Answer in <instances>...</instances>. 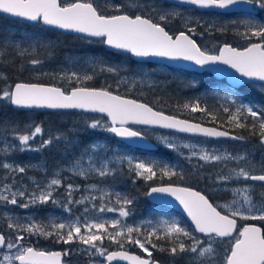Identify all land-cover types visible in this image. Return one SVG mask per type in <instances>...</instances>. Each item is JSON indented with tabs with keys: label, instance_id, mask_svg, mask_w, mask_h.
Listing matches in <instances>:
<instances>
[{
	"label": "snow or ice",
	"instance_id": "snow-or-ice-1",
	"mask_svg": "<svg viewBox=\"0 0 264 264\" xmlns=\"http://www.w3.org/2000/svg\"><path fill=\"white\" fill-rule=\"evenodd\" d=\"M195 5L200 8L227 9L229 6L247 4L260 10H264V0H179L178 4L165 6L166 0H152L151 3H108L103 11H113L119 14H101V9L94 5L92 0L81 2L75 0L61 4L59 0H0V14H8L14 18H21L31 22H42L43 25L54 26L58 29L72 30L86 34L84 38L102 37L101 42L115 49H123L137 57L159 56L173 59L182 58L192 61L196 65L204 66L222 62L235 69L243 77L257 78L264 81V24H255L252 20L242 21L245 25L243 33H237L242 37L261 38V43H252L243 50H237L228 44L219 48V54H210L202 50L196 41L185 31L172 35L165 30L162 23L180 18L187 26L193 18L185 17L178 11L182 4ZM137 11L136 15H130L128 11ZM252 9H249L251 11ZM142 13H151L157 22ZM199 23V21H196ZM209 24L206 31L211 30ZM224 31V28L217 29ZM189 33L196 32V28L188 27ZM26 45V46H24ZM54 47L51 41H43L38 37L24 36L20 40L11 36L0 38V62L5 65L11 63L15 66V57L21 59L18 70L36 71V66L42 65L43 60L33 58L23 60L25 55L36 53L38 48L50 49ZM9 51L15 53V57L9 61L4 59ZM49 57L52 55L48 53ZM72 65L74 61H67ZM93 71L88 72L69 71L62 68L52 77L67 80L69 84L75 82L78 86L65 90L55 86L43 84L15 83L14 86L5 84L0 88V104L4 106L21 107H47L51 109H85L107 113L110 123L93 120L87 123L90 129H100L115 134L122 138L140 137L139 131L125 127L128 121L144 125H159L163 128L174 129L177 132L202 134L207 137H230L243 141V136H232L227 130L221 131L217 127H205L201 123L179 119L177 116L165 115L155 111L147 104L136 100L126 99L114 95L107 88L90 89L79 86L82 81L92 80L99 72L118 74L117 66H110L100 58H90L86 61ZM7 76L0 72V80H7ZM127 78H120L117 87L121 83H127ZM133 83L136 79H133ZM110 87V86H109ZM214 95L219 96V92ZM224 103L210 109L206 104L201 105L199 100L185 102L178 107L189 110L192 113H203L214 123L223 127L227 124L234 128H247L251 135L258 136L260 147L264 148V104L244 102L239 99L233 90H227L220 97ZM225 114L221 121L219 113ZM250 120V122H249ZM5 128L0 131H9V121H5ZM18 125L11 124V135L19 143L15 144L6 138L3 147L0 148V222L7 221V234L0 231V264H61V256L69 255L66 250L60 252H46L37 250L24 241L32 236L55 238L57 243L71 244L79 241L82 247L81 253H87L90 260L103 258L105 264H112L116 259L130 261L131 264H156L151 260V252L147 245L153 249L159 248L167 251L171 256L186 255L190 257L188 264H211L217 256L216 243L223 238H233L237 228L236 217L244 220L264 221V192L260 194L261 202L254 201L253 186L245 183L243 187L230 189L234 199L223 207L228 210L227 215L222 214L201 193L190 188L172 185H159L149 189L146 195L165 193L175 197L183 206L184 211L191 218L194 230L181 226L175 218L159 217L156 220L145 218L134 224H127L125 218L135 214V197L127 193L115 191L111 186L104 185L106 178L115 176L126 166L129 176L135 183L138 179L153 181L157 177L184 178L183 171H177V165L163 164L157 161L151 163L139 160L132 156L119 155L105 143L92 142L83 147L79 155L73 153V149L79 147L77 140L70 139L65 133L57 132L43 138L44 130L41 125H25L23 132L18 131ZM40 137V143H35ZM161 142L179 155L184 156L181 147L188 149L185 157L189 163L193 158L202 161L203 164L193 165L194 170L199 171L208 164H220L216 171L214 184L227 185L234 179L241 178L246 182H260L264 184V165L259 174H254L256 165L249 159V154H236L219 152L218 149L208 150L200 145L175 143L168 137H160ZM63 145V148L60 147ZM56 149L62 157L72 155L67 164H57L52 174L48 175L46 162L37 164H20L10 161L7 157L13 152H36ZM112 152V155H109ZM232 161L244 163V167L229 168ZM35 169L41 173V179L28 176L29 170ZM64 173L69 175L64 176ZM73 177L83 178L85 181L97 179V183L77 184L71 182ZM25 181H28L26 183ZM63 188V192L59 189ZM224 190H229L225 187ZM79 193V198L76 197ZM96 201H99L97 206ZM52 204L69 214L68 217H47L37 219L35 214L29 216H17L8 210V206L20 209H31ZM77 206L82 207L81 215H73ZM118 213L112 219L97 218L104 213ZM83 220V223H81ZM59 221V222H58ZM203 234V238L196 234ZM107 239L112 244L124 249L125 244H133L148 253V259L130 255L127 251H108L104 246ZM159 241H165V248ZM223 264H264V229L255 224H245L230 244V250L225 252Z\"/></svg>",
	"mask_w": 264,
	"mask_h": 264
},
{
	"label": "rangeland",
	"instance_id": "rangeland-1",
	"mask_svg": "<svg viewBox=\"0 0 264 264\" xmlns=\"http://www.w3.org/2000/svg\"><path fill=\"white\" fill-rule=\"evenodd\" d=\"M97 3H100L102 5V9H104V6L108 3H118V1L122 0H94ZM126 1V0H123ZM165 6H169L166 5ZM178 11H181L184 13L185 17H191L189 23L187 26L184 25V22L182 19L177 18L174 20H171L168 22L169 26L177 31H187L188 27H195L196 32L192 33L195 36L197 44L201 47L203 50H207L208 52H216L219 46L222 43H230L233 46L243 48L253 42H260L261 38L254 37V38H249V37H242L241 35H238L237 33H243L245 31V25L242 23V21H247V20H252L255 24H264V10H260L257 15H252L248 13H240L237 16H226L222 13L218 12H213V11H196L195 9L192 8H178ZM110 11V10H109ZM108 12V11H106ZM109 14L111 12H108ZM196 21H199L197 23ZM227 22L228 27L230 24H235L233 25V30H234V35L232 32L228 29L227 30ZM211 24L213 25V28L211 30L206 31L207 26ZM224 28V31H218L217 29ZM51 29H45L44 27L40 25H26L23 24L22 22L18 20H11L8 18H5L0 15V38L2 37H9L11 36L13 39L20 40L24 36H33V37H38L43 41H51L54 46L58 44V40L54 38L50 32ZM55 31V30H53ZM57 33L61 34L60 32L56 31ZM226 32V34H225ZM59 36V35H58ZM61 41V40H60ZM91 45L97 44L96 42H100V40H90ZM102 44V43H101ZM26 46V45H24ZM48 49L44 48H38L36 53H32L30 55H25L24 57L28 58H38L40 55ZM8 54H13L15 53L9 51ZM100 58L101 60L105 61L108 65L110 66H117L121 71H119L118 74L115 73H107V72H99L97 70V74L94 76L97 77L99 76L101 80L107 82V86L111 87L114 91H119L121 89L123 90H130L135 86H152V85H159L161 86L160 89L162 91H167L173 98H178L179 101L181 102H192L199 100L200 103H216V104H222L224 103V100L221 99L224 94L220 93L219 96L214 95V91H205V90H198L194 91L191 89L192 86H195V81H193L191 78H189L185 73L179 72V71H173V70H168L163 66L153 64V67L148 66L145 63H140V64H131V61L125 54H118V57L115 56L114 58H104L102 54H95L94 51L89 50L85 52L81 51H76V52H68L66 49L63 51L61 56H59L58 60L55 62L46 61V64H42L41 67L37 68V71L34 73L36 75L35 78H47L54 80L55 82H61L62 86L65 88L68 87H73V84H76L75 82H72L69 84L67 80H61L58 77L53 78L52 75H45L47 74H55L59 72L62 68H66L69 71H76V72H88L89 74L92 73L93 69L89 64H86V61L89 60L90 58ZM69 59H72L74 63L72 65H69L67 61ZM2 72V70H0ZM127 78L128 82L127 83H121L119 87H117V81L120 80V78ZM93 78V79H94ZM92 79V80H93ZM133 79H136V82L133 83ZM88 80V81H92ZM171 80V81H169ZM1 81V80H0ZM5 81V80H4ZM87 82V81H82ZM7 84V81L5 82H0V88H3V86ZM178 87V88H177ZM252 87L258 91L264 94V84H253ZM177 99V100H178ZM259 102H251L254 104H263L264 102V96H260ZM0 113L2 114V124L3 129L5 128L4 122L7 120L5 117L10 118L11 124L18 125V131L23 132L25 130V125H36V122L39 121V118L41 121H45L44 125L45 127H42L43 130H47V132L50 135H55L57 132L60 133H65L69 136L70 139L77 140L75 132H79L85 129L83 126L86 122H89V118L87 114L79 113L76 114L75 116H71L70 119L74 121V123H70L68 125H64L61 123L60 119H57L56 115H51L47 116L46 114H42L40 117H38V112L32 110V111H22L18 112L17 110H13L12 107L10 109L8 106H4L0 104ZM61 119L64 118V115L60 117ZM11 124L8 125V128L11 129ZM143 132L148 135L153 137L159 144L164 146L166 149H168L160 140V137H168L169 139L173 140L175 143L179 145L183 144H195V145H200L201 147L212 150L208 147V145L204 142L188 139V138H182V137H176V136H168L164 135L162 132H158L157 130L153 129H144ZM3 133V134H1ZM0 148L3 147V141L5 138L8 141H11L12 143L18 144L19 142L13 138L10 133H5L4 131L0 132ZM49 135L44 131L43 138H47ZM41 138H37L36 140L40 141ZM104 139V138H103ZM100 139L97 140L101 143H104V140ZM78 141V140H77ZM96 142V141H89L88 143L85 144H79V147L76 148V151H73L75 155H79L80 150L85 147L87 144ZM79 143V141H78ZM234 147H242L246 148L249 150V152L245 151L244 149H241L237 154H244L248 153L249 154V159L251 160V154L252 152L250 151V147L248 144H236ZM213 149H218V148H213ZM170 150L177 158V166H185V167H193L195 164H203L202 161H198L197 158H193L192 163L190 164L189 161L185 158L188 155L189 150L184 149L181 147V151L184 153V156L179 155L177 152ZM219 152H228L225 148L218 149ZM224 150V151H223ZM28 155L25 154V152H13L8 155V159L10 161H15L16 163L20 164H37L39 162H44L42 158H38V160H35L32 158L33 152L28 151ZM126 152V151H123ZM122 152V153H123ZM121 153V154H122ZM256 154V153H255ZM3 153H0V156H2ZM109 155H112L110 153ZM127 156H132L135 157L139 160H144L146 162H153L157 161L161 165H163L165 162H162V160L158 157H155L153 155L151 156H141V155H135V154H123ZM236 155V154H235ZM178 157H182L178 159ZM73 157L72 155H69L68 157H62V159L59 160L57 164H67L68 160H71ZM46 159H50L49 156L47 155ZM254 158L251 160L253 162ZM182 161L183 164L181 163ZM47 167H48V175L50 176L57 166V164H54L53 162H47ZM236 165H240V167H244L243 163H238L235 162ZM167 164V163H166ZM175 165V163L173 164ZM193 171L196 172L193 168ZM3 175V172L0 171V176ZM28 176H34L37 180L41 179V173L38 172L35 169L29 170L27 173ZM64 176L69 175L68 173H64ZM79 177H73L71 182L75 183L78 182ZM141 181L143 179H140ZM80 181L87 182V183H97V179H90L88 181H85L83 178H80ZM28 183V181H25ZM144 182V180H143ZM104 185L111 186L115 191H120L125 193L123 190H121L119 187L120 185L118 183L112 182L110 179H105L103 181ZM251 185V184H248ZM62 189V188H61ZM60 190V189H59ZM77 194V198H79V193ZM97 206L99 205V201H96ZM51 207L50 210H46V208H39V207H33L31 209H20L17 207H14L11 205L8 206V210L11 211L14 215L17 216H29L35 214L37 219H44L47 217H60V218H65L68 217L69 214H62V211H60L59 207L52 206L51 204L49 205ZM3 212V208H0V213ZM82 213V207L77 206L75 208V211L73 215H81ZM118 213H104L102 216L100 214H97V218H102V219H112L115 216H117ZM153 220H156L158 218H151ZM142 219L136 218V217H128L125 218V222L127 224H134L137 221H140ZM59 222V221H58ZM81 223H83V220H81ZM0 231H4L7 234V221L0 222ZM41 236H32L24 241L25 245H29L31 241L35 243L37 247H41L43 244L41 242ZM105 239L104 241H106ZM34 245V246H35Z\"/></svg>",
	"mask_w": 264,
	"mask_h": 264
},
{
	"label": "flooded vegetation",
	"instance_id": "flooded-vegetation-1",
	"mask_svg": "<svg viewBox=\"0 0 264 264\" xmlns=\"http://www.w3.org/2000/svg\"><path fill=\"white\" fill-rule=\"evenodd\" d=\"M59 2L61 4H66V3H70V2H75V0H59ZM81 2H88V0H81ZM92 2L94 3V5L98 6L102 10L101 14H107V15L119 14V13H116L113 11H108V12H111L109 14L108 12L103 11V9H102L103 7L100 3H97L94 0H92ZM127 2H129V0L118 1V3H127ZM131 2L132 3H151L152 0H131ZM171 4H175V3H171L169 1H166V5H171ZM178 8H192V9H195L196 11H198L194 6H189V7L180 6ZM125 11H128L129 14L133 15V16L137 14V11H129L128 9H125ZM213 12H215V11H213ZM240 13H246V12H239V13L230 12V13H225V14H226V16H233V15L237 16ZM142 14L148 16V18L153 19V22H157L154 14H151V13H142ZM22 23H25V22H22ZM37 24L42 26L40 23H37ZM162 26L165 27V30L168 31L172 36H174L175 34L180 32V31L175 32V30L169 26L168 22L162 23ZM234 26H235V24H234ZM42 27H44V26H42ZM44 28L48 29L47 27H44ZM181 31H184V30H181ZM185 32L187 34H189L196 41L195 36L192 33H189L188 31H185ZM111 52L117 53L114 51H111ZM117 54H119V53H117ZM133 64H135V63H133ZM215 80H217V81H215ZM215 80H211L209 86L205 89V91H214V92H220V93L224 94V92L227 90H233V91H235V93H237L238 88L240 86L249 85V87H252V85L254 84V83H250V84L243 83L244 85L242 84V85H239L238 88L233 87V89H231L230 87H232V86H230L228 84L223 85V82H225V80L223 81L222 78H215ZM252 89H253V87H252ZM253 90H251L252 94L256 93L255 92L256 90L255 89H253ZM254 102H259V99H257V101H254ZM262 103L264 104V102H262ZM205 104L210 109H214V108L218 107V105H219V104L212 103V102L204 103L203 105H205ZM219 115H220V119H223L225 114H223L222 110H221ZM202 116L205 117L203 119H205V121H206V122H202L203 124L208 125V126H214V127L220 128V129H224V128L218 126L217 123L210 122L211 121L210 118L207 117L205 114L202 113ZM107 123H109V122L107 121ZM125 127L131 128L134 131H139V132L143 133L145 136H147L148 138H150L151 140H153L154 142L158 143L155 139H153V137L148 136L143 132L144 129H150V128H145V127H140V126H135V125H127ZM224 130H227V129H224ZM157 131L162 132V133H164V135H168V136H176V137L179 136L182 138H188V139L204 142L208 145V147L210 149L225 148L228 152L232 153L233 155L237 154L241 149H244L245 151L249 152V150L246 148L234 147L236 144H239V145H242V144L247 145L248 144L249 146H251L250 151L252 152V154H251L252 159L254 158L253 163L257 166L254 174H259L260 170H261V166L264 165V148L260 147L259 137L251 135L247 128H243V129L240 128L238 130V132H240V131L245 132L246 134H244V135H238V134L231 131V133H233L236 136L245 137V139L243 141H241V140L209 139V138H203V137H193V136H189V135L172 133V132H167V131H160V130H157ZM227 131H229V130H227ZM99 138H104V140L107 139V141H106L107 143H112L113 138H116V137L114 136L113 133L107 132L106 134L101 135ZM159 148L163 149V150L149 151V150L141 149V148H137V149L131 148L130 152H123L122 154H120V152L118 150H115V152L119 155L128 154V153L135 154V155H141V156L153 155L155 157L160 158L162 160V162H165L167 164H171V165H173L174 163H175V165L177 164V159H176L177 157L170 150L166 149L161 144H159ZM180 158H182V157H178V159H180ZM183 162L184 161H182L181 163L183 164ZM235 162L236 161L230 162L228 164V167L229 168L240 167V165L237 166ZM243 166H245L244 163H243ZM221 167H222V165L213 163V164L205 165L203 168H200L199 171L195 170L196 172H194L193 167H190V166L189 167L188 166L187 167H185V166H179L178 167L177 166V171L182 170L184 173L183 179H181L180 176H175V177H171V178H169V177H163V178L157 177L156 179H154V181H155V182H153L154 184H151V185L142 184L141 185V187L143 188V192L141 193L142 198L138 199V200H137V197L135 198V204H134L135 214L133 215V217H136L139 219L159 218L161 216H163L164 218H175L181 224V226H184V227L188 228L189 230H194V227L190 224L189 218L182 211H180L178 209H174L173 207H170V206L165 205V204L151 202L147 199L146 193H147L148 189L152 186H155V185L170 184V185H178V186H182L185 188H190L193 191L199 192V193H201V195H204L214 207H217L218 211H220L222 214H225V215H227L229 213H228V210L226 208H224L223 206L234 199V195L230 189L243 187L245 185V183L251 184L253 186L254 190L251 194L253 196L254 201L257 203L261 202L260 194L262 192H264V184H261L260 182H253L251 180H248L245 182L243 180V178H241L239 181L234 179L233 181L229 182L227 185L214 184L212 182V180L215 179L217 169L221 168ZM209 176L212 177V180H210L208 178ZM75 183L83 185L84 183H87V182L82 183L80 181V178H79L78 182H75ZM225 187H227L229 190H227V191L224 190ZM59 192L62 193L63 188L60 189ZM75 195L77 197V194H75ZM48 205H50V204H48ZM50 209H51V207L47 206L46 210H50ZM59 210L62 211V214L65 215V213L63 212L62 209H59ZM235 219L237 221V228L233 234V238L231 240L229 238H223V239H220L217 241V243L215 245L217 256H216L215 260L213 262H211V264H223L225 252L227 250H230V244L232 242H234L235 236L238 235L239 230L242 229L245 226V224H257L262 229H264V221L251 220V219L244 220V219H241L239 217H236ZM196 235L200 238H203V234L197 233ZM40 239H41V242L43 244L41 247H37L33 241H31V243L29 245L34 247L37 250H42V251H46V252H60L62 254L66 250H68L70 252L69 255H62L61 256V264H105V261L103 260V258H95V259L90 260L87 253H81L80 249L84 246L81 245L79 241L73 242L71 244H64V243H57L55 238H45V237L41 236ZM158 243L163 244L165 248L168 247V244L165 241H159ZM103 246L108 251L124 250V251H127L129 254L140 256L143 259L149 258L148 253H145L142 249H140L138 246H135L133 244H125L124 249H120L117 245H110L107 241H104ZM147 247H149V250L151 252V260L155 261L156 264H188L189 259H190V257H188L186 255L173 257L167 251H161V250H159V248L153 249L151 247V245H147ZM112 264H131V263L123 262V261H113Z\"/></svg>",
	"mask_w": 264,
	"mask_h": 264
},
{
	"label": "trees",
	"instance_id": "trees-1",
	"mask_svg": "<svg viewBox=\"0 0 264 264\" xmlns=\"http://www.w3.org/2000/svg\"><path fill=\"white\" fill-rule=\"evenodd\" d=\"M228 22H227V30L229 29L232 34L234 35V30H233V25L234 24H230V26L228 27ZM50 34L56 38L59 42L56 46L45 50L40 57L38 56V59L43 60V64H46V61H51V62H55L57 61L59 58V56H61V54L63 53V51L66 49L69 53L70 52H76V51H81V52H85V51H89L92 50L94 51L95 54H102V56L104 58H114L115 56L118 57L117 53H112L111 51L106 50L103 47V44H101L102 42L98 41L96 42L97 44H93L91 45V41L87 38L82 39L81 37L78 36H74V35H68V34H59L56 31H51ZM226 34V32H225ZM59 35V36H58ZM249 38H254L252 37L250 34L248 36ZM61 40V41H60ZM51 52L52 55L49 57L48 53ZM15 57V55L13 54H7L5 57H3L4 59H8L9 61H11L13 58ZM31 58L28 57H23L24 61L30 60ZM21 64V59L19 57H15V66H13L11 63H9L8 65L3 64L2 62H0V70H2V72L7 76V84L12 85L15 82H38V83H47V84H53V85H57V86H61L63 89L68 90V88L63 87L61 84V82H55L54 80L51 79H47V78H35L36 75L34 74L37 71V68L41 67V65L36 66V71H31V70H18L19 66ZM175 70V69H174ZM183 73H185L189 78H191L193 81H195V86H192L191 89L194 91H198V90H205L211 80H215V78L209 73V72H202V73H198V72H194V71H186V70H179ZM4 80H1L0 82H5ZM171 81V80H169ZM217 81V80H215ZM224 81V80H223ZM223 85H227L225 82H223ZM78 86L77 84H73V87ZM79 86H86V87H95V88H107L108 90L118 93L120 95H124V96H128V97H132L138 100H141L143 102H146L147 104L151 105L152 107L161 110L163 112H166L168 114H172V115H176L179 117H183L186 119H191V120H196V121H201V122H206L205 117L202 116V113L197 112V113H192L189 110H183L182 108L178 107L180 105H183L185 102H181L179 101L178 98H173L171 96V94H169V92L167 91H162L160 89L161 86L159 85H152V86H135L130 90H119V91H114L111 87L107 86V82L103 81L100 79L99 76L95 77L92 81H87V82H83L81 83ZM178 88V87H177ZM231 88V87H230ZM233 89V88H231ZM252 87H249V85H244L238 88V91L236 93L237 97L239 99H242L243 101H249V102H253V101H257V99L260 96H264L263 93L261 92H256L254 94H252L251 92ZM254 91V90H253ZM178 99V100H177ZM204 103H201V105H203ZM8 108L10 109V106H8ZM18 112H22L17 110ZM42 114H46L47 116H51L56 115L57 119L61 120V123L64 125H68L70 123H74L73 120L70 119L71 116H75L78 113L75 112H69V111H57V112H39L38 113V117H40ZM62 115H64V118H60ZM2 114L0 113V123L2 122V118H1ZM7 120L11 122L10 118L5 117ZM88 118L90 119V121L93 120H100L101 122H107L106 118L102 117V116H95V115H88ZM225 119V115L223 117V119H221V121H223ZM45 121H41V119L39 118V121L36 122V124L41 125L42 127H45L44 125ZM212 122V121H210ZM250 122V120H249ZM87 123L86 122L83 126L85 127L84 130L79 131V132H75L76 134V139L79 141V144H85L88 143L89 141H97L103 138H99L101 135H104L107 133V131H103L100 129H90L87 127ZM3 124V123H2ZM2 124H0V129H3V126H1ZM218 126H220V124H218ZM221 127V126H220ZM222 128L229 130L230 132H234L238 135H244L246 134L245 132H238V130L240 128H234V127H230L227 124H225ZM44 131H46V133L48 135H50L47 130L44 129ZM1 132V131H0ZM5 133H10V129L9 131L5 132ZM3 134V133H1ZM0 134V135H1ZM40 138V137H38ZM104 140V139H103ZM106 140H104V143L107 144L109 146V148L113 149V150H118L120 152V154L123 151L129 152L131 150V148L126 145L123 142H120L119 140H117L116 138H113L112 143H107ZM35 143H40V141L36 140ZM61 148H63V145H60ZM72 151H76V149H73ZM28 151H25V154L28 155ZM112 152H109V154ZM47 155L49 156L50 159H46ZM35 159L38 160V158H42V160L44 162H53L54 164H57L59 162L60 159H62V156L56 151V149H52V150H45L42 153H36L33 152L32 154V158L31 159ZM47 164V163H46ZM107 179H110L112 182L118 183L120 185V189H122L125 193L129 194L132 197H137L138 199H141V193L143 192V188L141 187L142 184L145 185H151L154 184L153 181H141L140 179L136 180V182L134 183L132 178L129 176L127 167L125 166L116 176L115 178L109 177ZM144 198V197H143ZM145 199V198H144ZM47 205L41 206L39 208H47ZM12 207V206H11ZM110 245H115L112 244L110 241H107Z\"/></svg>",
	"mask_w": 264,
	"mask_h": 264
},
{
	"label": "water",
	"instance_id": "water-1",
	"mask_svg": "<svg viewBox=\"0 0 264 264\" xmlns=\"http://www.w3.org/2000/svg\"><path fill=\"white\" fill-rule=\"evenodd\" d=\"M169 2L172 3H179V0H167ZM184 6H190V4H182ZM195 6V5H193ZM197 9L199 10H215V11H219V12H242V11H248L250 13H257L258 12V8H255L254 6H250L247 4H242V5H238V6H229L227 9H216V8H200L198 6H195ZM249 9H252L251 11H249ZM3 17L9 18V19H14V20H20L22 22H25L27 24L33 25V24H37V22H31V21H26L24 19L21 18H14L11 17L8 14H0ZM40 24L44 27H47L48 29H52L55 31H58L62 34H68V35H74V36H79V37H86V34H82V33H77L74 32L72 30H64V29H58L55 28L54 26H47V25H43L42 22H40ZM179 34V33H178ZM177 35V34H176ZM175 38V36L173 37ZM88 39H104L102 37H90ZM255 43H261V42H255ZM224 45V44H222ZM221 45V46H222ZM230 45V44H228ZM105 48L109 49V50H113V51H117V52H123V53H127L130 55V57L136 61L139 62H151V63H157V64H163V65H167L170 67H174V68H180V69H185V70H195V71H210L214 76L216 77H220V78H225V80L232 86H239L240 84L244 83V82H260V83H264V81H260L257 78H248V77H243L240 73H238L235 69L231 68L229 65H225L222 62H216L215 64H208V65H204V66H200V65H196L194 62L192 61H186L183 60L182 58H177V59H173V58H169V57H159V56H148V57H137L135 55H133L132 53L128 52L127 50H123V49H115L111 46H108L106 44H104ZM220 46V47H221ZM233 48H236L237 50H243L244 48H237L234 47L232 45H230ZM249 46V45H248ZM247 46V47H248ZM219 47V48H220ZM245 47V48H247ZM210 54H219V49L216 53H210ZM18 83V82H15ZM15 83H13L12 86L15 85ZM20 83H26V82H20ZM28 84H41V83H28ZM43 85L45 86H55V87H60L57 85H53V84H47V83H43ZM62 88V87H60ZM90 89H101V88H94V87H87ZM63 89V88H62ZM71 88H69L68 90H70ZM114 95H119L122 96L126 99H132V100H136L134 98L128 97V96H124V95H120L117 93L112 92ZM139 103H144L147 104L143 101L140 100H136ZM149 107V104H147ZM14 109H19V110H24V111H29V110H36L39 112H55V111H75V112H85V113H90V114H96V115H102L104 117H106L110 123L109 117L107 116V113H100L98 111H91V110H85V109H51V108H47V107H36V106H32V107H21V108H16L15 106H11ZM153 108V107H152ZM155 111H159V112H163L160 110H157L155 108H153ZM165 115H169V116H175L172 114H168L163 112ZM179 119H184V120H188L182 117L177 116ZM191 121V120H189ZM194 123H199V122H195V121H191ZM202 124V123H201ZM127 125H135V126H141V127H147V128H154V129H159V130H165V131H169V132H175V133H180V134H184V135H189V136H194V137H207L204 136L202 134H192V133H183V132H177L174 129H168V128H163L160 127L159 125H144V124H139V123H135L133 121H128L125 126ZM205 127H212V126H208V125H204ZM219 129V128H218ZM221 131H224L223 129H219ZM115 135V134H114ZM232 136H236L233 133H231ZM115 137L131 146H135V147H139V148H143V149H149V150H154L157 149V144H155L153 141H151L149 138H147L146 136H144L143 134L140 137H133V138H122V137H118L115 135ZM207 138H212V139H221V140H234L231 139L230 137H207ZM170 185V184H167ZM155 186H159V185H155ZM172 186H178V185H172ZM154 187V186H152ZM178 187H182V186H178ZM151 188V187H150ZM149 188V189H150ZM149 189L147 191V193L149 192ZM147 198L154 203H161V204H165L168 205L170 207H173L174 209H178L180 211H182L188 218L190 221V224L194 227V224L191 221V218L187 215V213L184 211L183 206L180 205L179 201L175 199V197L169 195V194H165V193H156V194H152L151 196L147 195ZM256 226L260 227L259 225L255 224ZM120 251V250H119ZM132 255V254H130ZM114 261H123V262H129L127 260H123V259H116Z\"/></svg>",
	"mask_w": 264,
	"mask_h": 264
},
{
	"label": "bare ground",
	"instance_id": "bare-ground-1",
	"mask_svg": "<svg viewBox=\"0 0 264 264\" xmlns=\"http://www.w3.org/2000/svg\"><path fill=\"white\" fill-rule=\"evenodd\" d=\"M26 83H38V82H26ZM41 84H43V83H41ZM95 88V87H94ZM69 112H75V111H69ZM76 113V112H75ZM90 114V113H89ZM91 115H95L96 116V114H91Z\"/></svg>",
	"mask_w": 264,
	"mask_h": 264
}]
</instances>
